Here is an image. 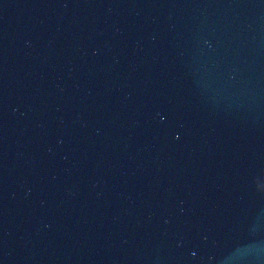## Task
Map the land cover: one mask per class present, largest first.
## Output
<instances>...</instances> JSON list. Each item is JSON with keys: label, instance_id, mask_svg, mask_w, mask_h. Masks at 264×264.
Segmentation results:
<instances>
[{"label": "water", "instance_id": "obj_1", "mask_svg": "<svg viewBox=\"0 0 264 264\" xmlns=\"http://www.w3.org/2000/svg\"><path fill=\"white\" fill-rule=\"evenodd\" d=\"M0 264H264V0H0Z\"/></svg>", "mask_w": 264, "mask_h": 264}]
</instances>
